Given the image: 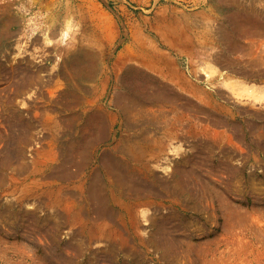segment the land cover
<instances>
[{
	"label": "rangeland",
	"instance_id": "1",
	"mask_svg": "<svg viewBox=\"0 0 264 264\" xmlns=\"http://www.w3.org/2000/svg\"><path fill=\"white\" fill-rule=\"evenodd\" d=\"M0 264H264V0H0Z\"/></svg>",
	"mask_w": 264,
	"mask_h": 264
}]
</instances>
